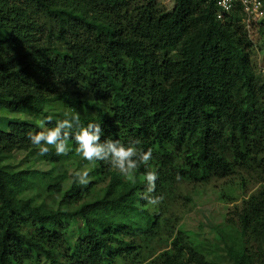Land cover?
Segmentation results:
<instances>
[{
	"label": "trees",
	"instance_id": "obj_1",
	"mask_svg": "<svg viewBox=\"0 0 264 264\" xmlns=\"http://www.w3.org/2000/svg\"><path fill=\"white\" fill-rule=\"evenodd\" d=\"M26 6L44 24L27 22ZM217 12L215 0H173L170 11L157 0H0V112L46 128L78 113L82 125H101V142L138 140L137 148L152 149L150 167L141 165L132 182L109 162L78 155L74 139L67 155L54 146L40 155L28 133L41 130L6 121L0 264H188L204 245L180 226L173 232L165 217L177 186L236 170L264 181V41L250 40L239 6L222 21ZM263 25L264 17L248 29L262 35ZM252 49L262 55L256 72ZM13 153L33 163L3 164ZM69 161L75 173L89 170L87 186L57 172ZM36 163L48 168L35 170ZM147 170L158 173L149 193L163 197L158 205L141 198ZM28 185L58 197L57 205L34 206L20 196ZM232 215L241 237L262 238L264 186ZM154 245L166 250L153 257ZM225 254L229 264H253L247 249Z\"/></svg>",
	"mask_w": 264,
	"mask_h": 264
},
{
	"label": "rangeland",
	"instance_id": "obj_2",
	"mask_svg": "<svg viewBox=\"0 0 264 264\" xmlns=\"http://www.w3.org/2000/svg\"><path fill=\"white\" fill-rule=\"evenodd\" d=\"M135 2L138 3L139 0H135ZM260 2L264 6V1L260 0ZM157 3L166 11H170L173 6V0H157ZM24 9L26 12L24 19L27 22L34 23L36 26L44 24V19L41 18L40 14L31 13L30 10L32 9L28 6ZM246 30L250 32L249 36L253 44L255 42L262 44L264 27L261 32L262 35H260L258 28H252L251 31L250 29ZM38 35H35V39ZM261 56V52L252 49L250 62L254 66L255 72L256 68L261 65ZM13 120L30 122L42 130L40 119L3 111L0 112V129L5 127L6 121ZM44 128L46 129V127ZM13 154L15 155L7 157L2 163L18 170L29 167L33 163V158L29 159L27 163L23 153ZM34 168L35 170H45L48 167L42 163H36ZM74 169L75 163L69 161L57 167V172H64L69 177L71 173H75ZM262 186H264V181L258 183L257 179L240 170H236L230 177L211 179L206 184L180 183L177 186L176 197L169 203L165 217L170 220V227L173 232L176 227L180 226L183 232L191 233L194 235L195 241L204 245L203 251L195 254L188 264H229L230 261L225 254L227 248L232 251L247 249V252L251 254L253 264H264V236L261 238L257 231L253 235L247 234L246 237H241L239 223L232 215L247 202L250 196H255ZM20 196L29 198L34 206L44 203L45 207L50 209L54 208L58 201V197H46L38 185H28ZM152 247L153 257L166 250L164 246L154 245ZM149 260L151 258L144 264ZM114 264L124 263L116 259Z\"/></svg>",
	"mask_w": 264,
	"mask_h": 264
},
{
	"label": "clouds",
	"instance_id": "obj_3",
	"mask_svg": "<svg viewBox=\"0 0 264 264\" xmlns=\"http://www.w3.org/2000/svg\"><path fill=\"white\" fill-rule=\"evenodd\" d=\"M79 129L74 135L71 129ZM41 131L29 132L28 139L31 144L39 146V154L46 155L49 152L48 146H54L57 156L67 155L71 151L69 140L74 139L78 145L75 151L89 162L106 161L109 162L127 181L134 182L135 171L144 165L149 168V162L152 160V149L147 151L137 148L140 142L132 141L129 145L121 143L119 140L107 139L101 142V125L95 122H89L86 126L80 122L79 114H74L70 118L58 120L56 125L51 128H44L41 123ZM75 177L79 184L87 186L90 183L89 170L77 171ZM145 179L147 181V191L141 198L146 200L149 205H158L162 202V196H152L149 193L155 191V182L158 179V173L155 170H147Z\"/></svg>",
	"mask_w": 264,
	"mask_h": 264
},
{
	"label": "built area",
	"instance_id": "obj_4",
	"mask_svg": "<svg viewBox=\"0 0 264 264\" xmlns=\"http://www.w3.org/2000/svg\"><path fill=\"white\" fill-rule=\"evenodd\" d=\"M237 6L241 9V23L245 29L249 28L250 23L264 17V6L260 0H215V7L218 9L216 20L222 21L223 17L231 14Z\"/></svg>",
	"mask_w": 264,
	"mask_h": 264
}]
</instances>
